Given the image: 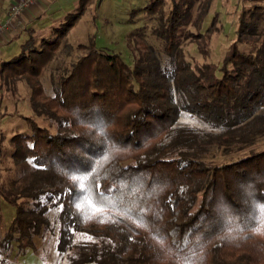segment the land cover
<instances>
[{"label":"trees","instance_id":"trees-1","mask_svg":"<svg viewBox=\"0 0 264 264\" xmlns=\"http://www.w3.org/2000/svg\"><path fill=\"white\" fill-rule=\"evenodd\" d=\"M252 1L221 66L192 63L182 47L191 39L209 54L221 31L217 13L203 32L213 0L133 10L155 17L160 42L132 32L133 66L99 47L97 34L65 42L93 0L48 35L32 29L0 64L1 96L24 85L33 112L24 118L30 132L10 139L20 175L5 185L0 174V200L16 209L0 264H15L14 247L26 255L48 234L68 264L264 261L251 244L264 224V148L255 149L264 138V0ZM75 49V61L61 60ZM185 113L202 127L181 124Z\"/></svg>","mask_w":264,"mask_h":264},{"label":"rangeland","instance_id":"rangeland-1","mask_svg":"<svg viewBox=\"0 0 264 264\" xmlns=\"http://www.w3.org/2000/svg\"><path fill=\"white\" fill-rule=\"evenodd\" d=\"M101 0H95L93 4L89 3L85 14L77 26L72 29L65 38L67 44L76 47L78 44L88 43L90 37L97 34L99 37L98 46L107 48L111 53L121 55L124 61L133 66L135 64L136 52L130 48L131 33L143 29L145 42L151 45L160 46V42L152 35V29L157 24L154 16H149L147 13H136L131 17L133 10L145 7L152 0H122V2L107 0L104 6L98 8ZM252 0H213L210 13L203 25V32L212 24L215 14H220L219 33H215L209 45V54L206 56L202 52V43L186 39L183 42V49L187 59L194 63L196 60L200 64L206 62L215 63L221 66L223 59L230 45L234 42L237 36L238 17L245 6L253 8ZM171 7V0H166V10ZM200 5H196L195 14L198 13ZM76 12V11H75ZM134 22V25L131 23ZM263 28H264V22ZM191 30H194L191 28ZM49 29L40 30L39 35H48ZM18 41L13 42L8 46L11 53L19 51ZM80 52L75 49L72 53L62 54L61 60L67 63L75 61ZM4 61H9L7 58ZM45 86L50 88L48 80L45 81ZM0 93V174L2 183L10 185V183L18 178L21 173V167L17 166L12 158L13 146L10 144V139L18 134L30 132V129L25 121V117L33 116L30 107L29 89L24 85L19 86L17 97L12 96L8 92ZM2 93V94H3ZM43 126H48L46 122L38 120ZM181 124L202 127L201 122L197 118L190 117L186 113L182 115ZM264 148V138L256 145L255 149ZM245 152H248L245 151ZM245 154V153H244ZM221 162L230 160L229 157H219ZM235 159V158H233ZM16 217V209L8 204L3 199L0 200V240L5 237ZM256 241H252L255 255L264 253V224L261 229L256 232ZM35 249L28 250L26 255H19L18 250L14 247L11 261L15 264H68L67 255H60L56 249V237L48 234L45 238H38L35 241ZM4 255V254H2ZM260 260L261 257L259 258ZM264 264V261H261Z\"/></svg>","mask_w":264,"mask_h":264},{"label":"crops","instance_id":"crops-1","mask_svg":"<svg viewBox=\"0 0 264 264\" xmlns=\"http://www.w3.org/2000/svg\"><path fill=\"white\" fill-rule=\"evenodd\" d=\"M21 0H0V24H4L8 20L9 11L13 4ZM81 0H36L21 16L13 22L7 31L0 36V64L6 58L11 60L20 52V45L23 44L31 36L33 29L34 36H37L40 30L51 29L59 25L64 18L73 13L79 7ZM95 0H93L94 2ZM113 2L122 0H112ZM133 2V0H131ZM107 3V0H101L98 8ZM119 3V2H118ZM93 4V3H92ZM99 40V37H98ZM18 41L19 51L11 53L8 50L13 42Z\"/></svg>","mask_w":264,"mask_h":264},{"label":"built area","instance_id":"built-area-1","mask_svg":"<svg viewBox=\"0 0 264 264\" xmlns=\"http://www.w3.org/2000/svg\"><path fill=\"white\" fill-rule=\"evenodd\" d=\"M35 1L36 0H21L20 2L13 4L9 11L7 22L0 24V36L7 31L13 22L17 20Z\"/></svg>","mask_w":264,"mask_h":264}]
</instances>
